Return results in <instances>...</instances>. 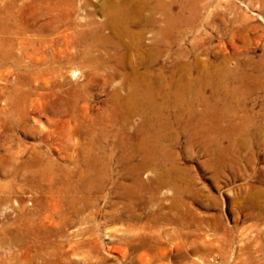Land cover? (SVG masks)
Returning a JSON list of instances; mask_svg holds the SVG:
<instances>
[{
	"label": "rangeland",
	"instance_id": "obj_1",
	"mask_svg": "<svg viewBox=\"0 0 264 264\" xmlns=\"http://www.w3.org/2000/svg\"><path fill=\"white\" fill-rule=\"evenodd\" d=\"M191 1L173 0L172 12L180 18L176 23L186 34L159 55L155 71L163 67L168 77L176 62H186L219 73L214 79L222 84L219 105L213 103L210 88L203 90L213 99L210 120L201 124L211 129L208 152L192 143L188 132H181L178 146L164 140L163 149L155 151L129 143V135L136 140L141 136L142 118L136 114L131 123L124 122L127 111L120 108L112 117L115 101L124 104L131 66L123 49L128 38L118 39L104 26L106 0H74L73 12L61 0H0V15L12 10L15 18L0 23V264H64V260L68 264H100L101 260V264H264V0ZM149 13L144 10L142 15ZM64 14L72 20L63 19ZM139 23L135 20L132 28L136 32L143 28L146 49L154 41L156 26ZM77 33L83 37L74 45ZM100 33L111 37V43L102 41ZM96 39L90 58L81 55V62H68L66 57L82 53ZM136 58L133 53L132 59ZM89 59H96L97 65L90 66ZM197 73L192 70L193 76ZM199 133L196 138L205 141ZM135 168L142 169L136 175L145 183L156 179V172L166 171L177 180V189L164 187L163 200L140 204L137 198L148 194L133 179ZM86 169L107 176V196L101 194L99 209H94L96 221L71 214L65 200L70 194L63 182L65 171ZM113 190L118 191L113 194ZM113 199L122 200L116 209L124 213L117 218L115 211L104 213L111 211ZM176 200L188 212L189 223L183 227L181 221L166 217L174 211L170 205ZM128 211L135 215L128 216ZM71 217L74 223L61 237L56 233L59 223ZM181 232L189 233V246L176 243ZM46 233L51 234V244ZM91 234L99 237L101 260L97 252L91 257L90 248L82 245ZM139 235L151 236L152 244L162 237L163 243L150 251L133 249Z\"/></svg>",
	"mask_w": 264,
	"mask_h": 264
},
{
	"label": "bare ground",
	"instance_id": "obj_2",
	"mask_svg": "<svg viewBox=\"0 0 264 264\" xmlns=\"http://www.w3.org/2000/svg\"><path fill=\"white\" fill-rule=\"evenodd\" d=\"M4 1V0H3ZM50 1V0H49ZM63 3L66 4V7H70L72 12L74 11V0H61ZM106 4L104 7V12L106 16V21L104 22V26L106 28H109L111 30L112 35L116 36L118 39H123V37H127L128 41L124 45V55H126L129 65L131 66V74L128 78V89L127 93L124 97V104L120 106L117 101H115L114 108L112 109V117L115 118V116L119 113V108L123 111H127V117L126 121L124 122H130V118L132 115L139 114L142 118L141 125H140V131H142L140 134L141 136L136 140L131 135H129V143L133 146H137L141 149H149L154 150L156 148H162L163 141H170L172 146H176L181 137V132L185 133L188 132L191 137L190 140L192 143H196L199 145L200 148H202L203 151L208 152L209 144L207 139V134L209 133V130L211 129L206 127L202 123L205 121L210 120V115L208 114L210 103L213 102L214 104L219 105V99L220 94L219 90L222 84L220 85L219 82H215L214 79L217 80L215 76H219L218 74H213L214 72L204 71L201 68L203 65L196 64H188L186 62L183 63H177L174 64V69L171 71L170 75L167 77L164 75V69L161 67V69L157 72L155 71V66L158 62V57L164 51L170 50L172 45L177 42L178 40H181V37H183V33H185V28L177 25L176 20H178L179 15L174 14L172 12V5L173 0H152L151 1H145V0H106ZM189 1V0H188ZM191 1V0H190ZM175 2V1H174ZM178 2V1H176ZM192 2V1H191ZM15 3V2H14ZM183 3V2H182ZM187 3V2H186ZM194 3V2H193ZM49 4V2H48ZM61 3L58 2L57 5ZM64 4V6H65ZM177 4V3H176ZM184 4V3H183ZM11 5V4H10ZM17 6V4H14ZM19 5V4H18ZM51 5V4H50ZM8 6V5H7ZM61 6V5H60ZM192 6V5H191ZM50 7V6H49ZM57 7V6H55ZM187 7V6H186ZM189 7V6H188ZM193 7V6H192ZM195 7V6H194ZM16 8V7H15ZM184 9V8H183ZM192 9V8H190ZM196 9V8H195ZM194 9V10H195ZM5 10V9H4ZM8 10V9H7ZM69 10V9H68ZM144 10H148L151 12L148 16L142 15ZM179 10V9H178ZM189 10V8L187 9ZM3 11V10H2ZM184 11V10H183ZM191 11V10H190ZM14 11L10 10L9 13L0 15V23H5L7 21H10L13 18ZM21 12V11H20ZM199 12V11H198ZM6 13V11H5ZM18 13V12H17ZM15 13V14H17ZM191 13V12H190ZM189 13V14H190ZM193 13V12H192ZM159 14L160 18H157L156 15ZM184 14V13H183ZM214 14V13H213ZM50 15V14H49ZM193 15V14H192ZM196 15V14H195ZM158 16V15H157ZM201 16V15H200ZM224 16V15H223ZM63 19L65 17L66 19H70V14L67 16L66 14L62 15ZM209 17V16H208ZM49 18V17H48ZM197 18V17H196ZM220 18V17H219ZM224 18V17H223ZM180 19V18H179ZM194 19V18H193ZM7 20V21H6ZM72 20V19H70ZM140 21L138 25H142V23L146 26L153 25L156 26V34L153 43L148 47L144 48L142 36L144 34V30L139 29V31H135L132 28V24H134V21ZM184 20V19H183ZM218 20V19H217ZM57 21V20H56ZM179 21V20H178ZM71 22V21H70ZM74 22V21H73ZM193 22V21H192ZM16 23V22H15ZM81 23V22H80ZM33 24V23H32ZM194 24V23H193ZM48 25V24H47ZM69 25V24H68ZM71 25H76L75 23ZM183 25V24H182ZM188 25V24H187ZM212 25V24H211ZM42 26V25H41ZM50 26V25H49ZM6 27V26H4ZM26 27V26H25ZM92 27V26H91ZM9 28V27H8ZM24 28V27H23ZM44 28V27H43ZM42 28V29H43ZM95 28V26H94ZM93 28V29H94ZM177 28V29H175ZM89 29V28H88ZM92 29V30H93ZM26 30V29H25ZM40 30V29H39ZM85 30V29H84ZM83 30V31H84ZM97 31V29H94ZM20 31V30H19ZM18 31V32H19ZM73 31V30H72ZM187 31V29H186ZM55 32V31H53ZM178 33V35L175 37L174 33ZM9 33V32H8ZM12 33V32H11ZM75 33V32H74ZM92 33V32H91ZM90 33V34H91ZM98 33V32H97ZM186 34V33H185ZM73 35V34H72ZM99 35V34H98ZM102 41H104L106 44H110L111 37L103 36L102 33H100ZM3 36V34H2ZM13 36V34L11 35ZM17 36V35H16ZM6 38V36H4ZM8 37V36H7ZM19 37V36H18ZM83 37L82 33H77L75 38L72 40L74 45H79L81 42V39ZM180 37V39H179ZM108 38V39H107ZM43 39V38H42ZM67 39V38H66ZM2 40V39H1ZM15 40V39H14ZM4 41V40H3ZM2 41V43H3ZM8 41V40H6ZM45 41V40H44ZM87 41V40H86ZM97 39L94 43L90 42L86 44L85 49L82 53L78 54H72L66 57L68 59V62L76 63L81 62V55L84 58H90V50L93 48V46H96ZM107 41V42H106ZM70 42V43H72ZM179 42V41H178ZM177 42V43H178ZM86 43V42H85ZM104 43V44H105ZM5 44V43H4ZM36 44V43H35ZM100 45V44H99ZM5 46V45H4ZM73 46V45H71ZM117 46V44H115ZM147 47V46H146ZM6 48V47H5ZM116 48H120V46H117ZM175 48V47H174ZM182 48V46H181ZM114 49V48H113ZM173 49V48H172ZM185 49V48H184ZM189 49V48H188ZM190 51V50H189ZM192 52V51H191ZM6 53V52H5ZM74 53V52H73ZM133 53L136 55V59H132ZM201 53V51H200ZM121 54V53H120ZM175 54V53H174ZM1 55V54H0ZM7 55V54H6ZM192 55V54H191ZM3 56V55H2ZM5 56V55H4ZM169 56V55H168ZM196 56V55H195ZM233 56V55H232ZM95 58V56L93 55ZM123 57V56H122ZM172 57V56H171ZM187 58V57H186ZM185 58V59H186ZM97 59V58H96ZM90 60L91 65H97V60ZM107 59V58H106ZM168 59V58H167ZM183 59V58H182ZM184 59V60H185ZM199 59V58H198ZM223 59V58H222ZM221 59V60H222ZM234 59V58H233ZM116 60V59H115ZM183 60V61H184ZM126 61V60H125ZM187 61V60H186ZM194 61V60H193ZM216 61V60H215ZM259 61V60H258ZM69 62V63H70ZM85 63V61H83ZM174 62V61H173ZM198 62V61H197ZM228 62V61H227ZM161 63V62H160ZM223 63V62H222ZM100 65V64H98ZM221 65V64H220ZM82 66V65H81ZM115 66V65H114ZM113 66V68H114ZM159 66V64H158ZM218 65H216L217 67ZM157 67V66H156ZM201 67V68H200ZM93 68V67H92ZM95 68V66H94ZM98 68V67H97ZM105 68V67H104ZM111 68V67H110ZM120 68V67H119ZM166 68V67H165ZM109 69V68H107ZM118 69V68H117ZM158 69V68H157ZM197 70L199 73L197 75H192V70ZM207 69V68H206ZM213 69V68H212ZM93 70V69H92ZM184 71V73L181 72L179 75L177 71ZM220 70V68H219ZM224 70V69H223ZM104 71V70H103ZM110 71V70H109ZM117 71V70H116ZM120 71V69H119ZM125 71V70H124ZM213 71V70H212ZM113 72V70H112ZM225 72V71H224ZM105 73V71H104ZM221 73V72H220ZM99 74V73H97ZM106 74V73H105ZM125 74V73H124ZM225 74V73H224ZM90 75V74H89ZM102 75V74H101ZM229 75V74H228ZM111 76V75H110ZM127 76V75H126ZM220 76H222L220 74ZM224 76V75H223ZM239 76V75H238ZM264 76V75H263ZM109 78V76H108ZM112 78V77H111ZM127 78V77H126ZM106 79V78H105ZM225 79V78H224ZM111 80V79H110ZM123 81V80H122ZM238 81V80H237ZM87 82V81H86ZM90 82V81H89ZM88 82V83H89ZM93 82V81H92ZM233 82V81H232ZM76 85V84H75ZM78 85V84H77ZM86 85V84H85ZM88 85V84H87ZM122 85V84H121ZM227 86V85H226ZM78 87V86H77ZM82 87V86H81ZM105 87V86H104ZM232 87V86H231ZM83 88V87H82ZM206 88H210L213 99H210L207 97L203 90ZM227 88V87H226ZM224 88V89H226ZM83 90V89H82ZM116 90V89H115ZM244 90V89H243ZM250 90V89H249ZM78 91V89H77ZM206 91V90H205ZM226 91V90H225ZM72 92V91H71ZM209 92V91H208ZM240 92V91H239ZM251 92V91H249ZM77 93V92H76ZM115 93V92H114ZM120 93V92H119ZM227 93V91H226ZM248 93V90H247ZM246 93V94H247ZM75 94V93H74ZM210 94V93H209ZM234 94V93H233ZM117 95V93H116ZM115 95V96H116ZM228 94H226L227 97ZM237 95V94H236ZM121 96V95H120ZM225 96V95H224ZM238 96V95H237ZM245 96V95H243ZM67 97V96H66ZM65 97V98H66ZM69 97V96H68ZM71 97V96H70ZM114 97V96H113ZM122 97V96H121ZM225 97V98H226ZM240 97V96H239ZM230 98V97H229ZM241 98V97H240ZM239 98V99H240ZM111 99V98H110ZM117 100V98H115ZM160 99V100H159ZM119 100V99H118ZM227 101V100H226ZM67 102V101H65ZM112 102V101H111ZM120 102V101H119ZM234 102V101H233ZM212 103V104H213ZM242 103V102H241ZM75 104V103H74ZM225 104V103H224ZM239 104V103H238ZM112 105V104H109ZM242 105V104H241ZM240 105V106H241ZM113 106V105H112ZM225 107V106H224ZM232 107V106H231ZM227 108V107H226ZM238 108V106H237ZM243 108V107H242ZM221 109V108H220ZM235 109V108H234ZM225 110V109H224ZM66 111V110H65ZM111 111V110H110ZM223 111V109H222ZM229 111V110H228ZM236 111V109H235ZM106 113V112H105ZM218 113V112H217ZM230 113V112H229ZM239 113V112H238ZM250 113V112H249ZM238 115V114H236ZM244 115V114H243ZM248 115V114H247ZM99 116V115H98ZM121 116V115H120ZM126 116V115H124ZM139 116V117H140ZM230 116V115H229ZM234 116V115H233ZM103 117V115H102ZM238 117V116H237ZM248 117V116H247ZM246 117V118H247ZM254 117V116H253ZM106 118V117H105ZM109 118V117H108ZM232 118V117H231ZM118 119V118H117ZM124 119V118H123ZM224 119V118H223ZM78 120V119H77ZM92 120V119H91ZM140 120V119H139ZM214 120V119H213ZM238 120V119H237ZM248 120V119H247ZM101 121V120H100ZM99 121V122H100ZM119 121V120H118ZM234 121V120H233ZM254 121V120H253ZM105 122V121H104ZM110 122V121H109ZM218 122V121H217ZM243 122V121H242ZM241 122V123H242ZM248 122V121H247ZM93 123V122H92ZM111 123V122H110ZM116 123V122H115ZM131 123V122H130ZM133 123V122H132ZM210 123V122H209ZM221 123V121H220ZM223 123V121H222ZM235 123V122H234ZM246 123V121H245ZM244 123V124H245ZM253 123V122H252ZM94 124V123H93ZM117 124V123H116ZM120 124V123H119ZM126 124V123H125ZM214 124V123H213ZM225 124V123H224ZM223 124V125H224ZM254 124V123H253ZM99 125V124H98ZM115 125V124H113ZM175 125L180 126V130H178ZM210 125V124H209ZM235 125V124H234ZM84 126V125H83ZM132 126V125H131ZM247 126V125H246ZM250 126V125H249ZM80 127V126H79ZM85 128V127H84ZM131 128V127H129ZM242 128V127H241ZM247 128V127H246ZM124 129V128H123ZM122 129V130H123ZM240 129V128H239ZM86 130V128H85ZM95 130V129H94ZM97 130V129H96ZM121 130V129H120ZM224 130V129H223ZM258 130V129H257ZM87 131V130H86ZM98 131V130H97ZM126 131V130H124ZM131 131V130H130ZM256 131V130H255ZM91 132V131H90ZM104 132V131H103ZM135 132V131H134ZM199 132H203V137L205 136V141H203L200 138H196L195 134H198ZM242 132V131H241ZM72 133V132H71ZM83 133V132H82ZM89 133V132H88ZM114 133V132H113ZM257 133V132H256ZM85 134V133H84ZM82 134V135H84ZM95 134V133H94ZM107 134V133H106ZM117 134V133H116ZM124 134V133H123ZM129 134V133H128ZM200 134V133H199ZM253 134V133H252ZM133 135V134H132ZM184 135V134H182ZM241 135V134H240ZM243 135V134H242ZM96 136V135H95ZM105 136V135H104ZM118 136V135H117ZM122 136V135H121ZM120 136V137H121ZM236 136V135H235ZM245 136V135H243ZM255 136V135H254ZM114 137V136H112ZM185 137V136H184ZM247 137V136H246ZM93 138V136L91 137ZM96 138V137H95ZM101 138V137H100ZM99 138V139H100ZM115 138V137H114ZM187 138V136H186ZM233 138V137H232ZM239 138V137H238ZM237 138V139H238ZM106 139V138H105ZM217 139V138H216ZM242 140V139H241ZM91 141V140H89ZM93 141V140H92ZM112 141V140H111ZM219 141V140H218ZM237 141V140H236ZM253 141V140H252ZM107 142V141H106ZM88 143V142H87ZM86 143V144H87ZM215 143V142H214ZM247 143V142H244ZM250 143V142H249ZM167 144V143H166ZM252 144V143H251ZM194 145V144H193ZM192 145V146H193ZM216 145V144H215ZM178 146V145H177ZM228 146V145H227ZM85 147V146H84ZM100 147V146H99ZM189 147V146H188ZM196 147V146H195ZM222 147V146H221ZM236 147V145H235ZM238 147V146H237ZM248 147V146H247ZM252 147V145H251ZM92 148V147H91ZM106 148V146H105ZM104 148V149H105ZM111 148V147H110ZM119 148V147H118ZM132 148V146H131ZM94 149V147H93ZM100 149V148H99ZM103 149V150H104ZM166 148H164L165 150ZM199 149V148H198ZM106 150V149H105ZM112 150V149H110ZM177 150V149H176ZM175 150V153L177 152ZM223 150V149H222ZM240 150V149H239ZM249 150V149H248ZM83 151V150H82ZM85 151V149H84ZM94 151V150H93ZM119 151V150H118ZM155 151V150H154ZM158 151V150H157ZM92 152V151H91ZM149 152V151H148ZM167 152V151H166ZM173 152V151H172ZM238 152V151H237ZM153 153V152H152ZM151 153V154H152ZM174 153V154H175ZM236 153V152H235ZM99 154V153H98ZM142 154V152H141ZM145 154V153H144ZM143 155V154H142ZM141 155V156H142ZM213 155V154H211ZM88 156V155H87ZM90 156V155H89ZM88 156V157H89ZM157 156V155H156ZM164 156V155H163ZM216 156V155H215ZM161 158V157H160ZM221 158V157H220ZM90 159V158H89ZM131 159V158H130ZM142 159V158H141ZM162 159V158H161ZM143 160V159H142ZM216 160V159H215ZM79 161V160H78ZM89 161V160H87ZM111 161V160H110ZM141 161V160H140ZM166 161V160H165ZM208 161V160H207ZM92 162V161H91ZM145 163V162H144ZM162 163V162H161ZM175 163V162H174ZM211 163V162H210ZM81 164V163H80ZM86 164V163H85ZM146 164V163H145ZM156 164V163H155ZM170 164V163H169ZM173 164V163H172ZM160 165V164H159ZM143 166V165H142ZM147 166V165H146ZM166 166V165H164ZM168 166V165H167ZM175 166V165H174ZM177 166V165H176ZM115 167V166H114ZM148 167V166H147ZM48 168V167H47ZM92 168V167H91ZM97 169V168H96ZM136 169V168H135ZM169 169V168H168ZM66 170V169H65ZM80 170V169H79ZM90 169H86L83 171H65V190L67 192H70L69 196L66 194L65 200L68 203L67 210L71 214L79 215L82 214V220L85 218L91 219V220H98L96 218L97 215H94V209L98 210V200L101 197V194H105V183L107 181V176L104 174L102 176H99V173L97 175H93V170L89 171ZM95 170V169H94ZM109 170V169H108ZM117 170V169H116ZM142 169H136L135 176L133 179L138 181V185L143 189L147 191V197H139L138 202L140 204H148L150 201H161L163 193V188L168 187L170 189L176 190V181L175 179H172V176L170 174L167 175V173H160L156 172L155 178L151 180L150 183H145V181L141 180L138 176L139 173H141ZM59 171V170H58ZM61 171V170H60ZM110 171V170H109ZM119 171V170H118ZM173 171V170H172ZM64 172V171H63ZM99 172V171H98ZM117 172V171H116ZM115 172V173H116ZM113 173V172H112ZM111 173V174H112ZM136 173H138L136 175ZM170 173V171H169ZM178 173V172H177ZM55 174V173H54ZM57 174V173H56ZM64 174V173H63ZM62 174V175H63ZM133 174V175H134ZM186 174V173H185ZM110 175V174H109ZM121 175V174H120ZM181 175V174H180ZM165 176H167L165 178ZM42 177V176H41ZM53 177V176H52ZM55 177V176H54ZM144 177V176H143ZM176 177V176H173ZM186 177V176H185ZM61 178V177H60ZM117 178V176H116ZM42 179V178H41ZM56 179V178H55ZM112 179V178H111ZM110 179V180H111ZM127 179V178H126ZM130 180V179H129ZM154 180V181H153ZM175 180V181H174ZM50 181V180H49ZM52 181V180H51ZM57 181V180H56ZM59 181V180H58ZM186 182V181H184ZM53 183V182H52ZM113 183V182H112ZM190 183V182H189ZM51 184V183H50ZM121 184L123 185L122 181ZM54 185V184H53ZM119 185V184H118ZM107 186V185H106ZM112 186V185H111ZM134 187V186H133ZM53 188V186H52ZM118 188V187H117ZM135 188V187H134ZM139 188V189H141ZM120 189V188H119ZM112 190V189H111ZM123 190V189H122ZM137 190V189H136ZM165 190V189H164ZM186 190V189H185ZM55 191V190H53ZM118 191V190H117ZM116 191V192H117ZM133 191V190H132ZM57 192V191H56ZM113 194H116V192L113 190ZM123 192V191H122ZM138 192V191H136ZM142 192V190H141ZM111 194V192H109ZM133 193V192H132ZM183 193V192H182ZM103 194V195H104ZM109 194V196H110ZM177 194V193H176ZM106 195V194H105ZM125 195V194H123ZM142 195V194H141ZM107 196V195H106ZM113 196V195H112ZM134 196V195H133ZM179 196V195H178ZM104 197V196H103ZM105 199V198H104ZM107 200V199H106ZM109 200V199H108ZM107 200V201H108ZM143 200V201H142ZM175 200V199H174ZM181 200V199H179ZM178 200V201H179ZM122 201V200H121ZM121 201H117L115 199L112 200V209L111 211H105V215L107 216L108 213L110 215L115 214L116 218L119 217L117 214H122L123 210H118L116 208L120 207L118 206ZM172 201L171 205L172 209L174 211L169 216L167 215L169 219L175 220V221H181V226H185L184 224H187L189 222H186L185 219H187L188 212L186 209H182L181 206L183 205L180 202ZM137 202V201H136ZM124 205H121V208H126L128 205L123 202ZM61 204V203H60ZM185 205V204H184ZM66 206V205H65ZM114 208V209H113ZM46 209V208H45ZM62 210V209H61ZM125 210V209H124ZM48 211V210H47ZM58 211V210H57ZM86 211H89V214L84 213ZM115 211V213H114ZM60 212V211H59ZM126 212V211H125ZM130 212L128 216L135 215L134 212ZM61 213V212H60ZM67 213V211H66ZM124 213V212H123ZM36 214V213H35ZM137 214V213H136ZM164 214V213H163ZM186 214V215H184ZM138 215V214H137ZM63 216V215H62ZM65 216V215H64ZM165 216V215H163ZM187 216V217H186ZM81 218V217H80ZM96 218V219H95ZM59 219V218H58ZM87 219V220H88ZM167 219V218H165ZM59 221V220H58ZM57 221V222H58ZM157 221V220H156ZM74 223V219L68 218L61 223H59V230L56 232L59 233L62 236L66 235V230L70 226V224ZM176 223V222H175ZM56 227V226H55ZM97 226H95V230H97ZM178 227V226H177ZM188 227V226H187ZM186 227V228H187ZM54 228V227H53ZM87 230V229H86ZM34 231V230H33ZM48 231H52L48 230ZM98 231V230H97ZM139 231V230H138ZM86 231H83V233ZM55 234V233H54ZM96 234V233H95ZM144 234V233H143ZM161 234V233H160ZM53 235V234H52ZM99 235V234H98ZM148 235V234H147ZM51 234L48 235L46 233L45 238H47V242L51 244L52 238L50 237ZM137 236V235H136ZM140 236V237H139ZM136 240V245H133V249H154L156 245L162 244V237L156 238L155 244H152V237L146 236V235H139ZM178 240L177 244H180L184 242L183 245H186L190 243L189 241V233L181 232L177 233ZM99 238V237H98ZM98 238L92 237V234L87 238V240L82 242V245L85 247H89L90 249L89 255L92 257L94 252H97L96 256L99 260L102 259V257L99 256V247H98ZM50 239V240H49ZM168 239V238H167ZM182 241V242H181ZM101 242V240H100ZM180 242V243H179ZM68 244H71V241H69ZM57 245V244H56ZM50 246V245H49ZM58 246V245H57ZM189 246V244H188ZM53 247V245H52ZM158 247V246H157ZM178 247V245H177ZM183 247V246H182ZM73 250V249H72ZM75 250V249H74ZM65 251V250H64ZM164 251V250H163ZM181 251V250H180ZM185 251V250H184ZM183 252V251H182ZM164 254V253H163ZM182 254V253H181ZM39 256V255H38ZM163 256V255H162ZM85 257V256H84ZM69 258H71L69 254ZM183 259L186 257L183 255ZM41 259V258H39ZM88 260V259H87ZM92 260V259H91ZM65 261V260H64ZM62 261L61 263L68 264ZM71 261V260H70ZM69 261V262H70ZM186 261L187 258H186ZM68 262V261H67ZM92 262V261H91ZM95 262V261H94ZM94 262L92 264H94ZM102 262V260H101ZM101 262H99L101 264ZM34 263V262H33ZM49 263V262H48ZM89 263V262H87ZM91 264V263H89ZM98 264V263H97Z\"/></svg>",
	"mask_w": 264,
	"mask_h": 264
}]
</instances>
